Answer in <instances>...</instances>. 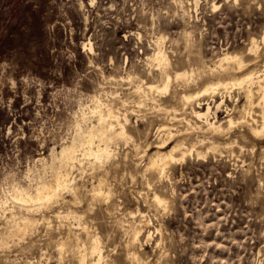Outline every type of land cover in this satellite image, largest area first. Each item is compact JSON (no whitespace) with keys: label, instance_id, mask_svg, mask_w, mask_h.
<instances>
[{"label":"rangeland","instance_id":"374dc122","mask_svg":"<svg viewBox=\"0 0 264 264\" xmlns=\"http://www.w3.org/2000/svg\"><path fill=\"white\" fill-rule=\"evenodd\" d=\"M263 37L264 0H0V264H82L94 235L102 264H264V130H249L262 121L258 94L246 105L244 90L233 88L192 106L210 107V123L232 119L223 137L203 133L205 120L180 103L206 86L263 74ZM159 39L171 80L165 94L144 95L143 86L162 85L151 60ZM227 53L243 64L224 74ZM185 71L193 77L174 79ZM163 108L176 109L179 121ZM109 109L127 117L129 140L111 142L97 162L83 158L100 146L93 139L65 169L63 150ZM162 125L216 150L185 155L159 181L144 168L176 145L158 149ZM55 171L70 172L76 196L60 192L35 208L13 201L17 189L33 196L54 184ZM69 212L80 218H62ZM86 254L83 264L97 263Z\"/></svg>","mask_w":264,"mask_h":264},{"label":"bare ground","instance_id":"6f19581e","mask_svg":"<svg viewBox=\"0 0 264 264\" xmlns=\"http://www.w3.org/2000/svg\"><path fill=\"white\" fill-rule=\"evenodd\" d=\"M263 39H264V37H263ZM160 40L161 39H159L157 41L156 50H155L154 54L152 55L151 60L156 62L157 66L159 67L157 69H160L162 85L161 86H154V85H145V86H143L144 89H143L142 92L144 93V95H147V94L151 93L154 90L159 92V93H164L165 94V92L168 90V87H169V82L171 80V77L168 75L167 69H168V67L170 65V62H169V59L167 58L165 52L161 48ZM254 49H255V44L253 42L252 43V47L250 48L249 51H254ZM224 63L227 64V66L225 68L222 66ZM242 64H243V62H242L240 57L231 56V55H228V53L225 54L219 60V66H220V68H223V70H222L223 73L225 71L227 72L228 70L231 71V69L235 68V67L239 68L240 66H242ZM261 72H263V70ZM226 75H228V74L226 73ZM192 77H193V72L188 73L186 71L185 72L175 73V75H174V79L175 80H184L185 81V80H187L189 78L191 79ZM229 78H230V76H229ZM254 80H256V81H254ZM233 88H239L240 90H244L245 99H246V105H250L252 103V101H251L252 95H254L255 93L258 94V98H259V103L258 104L261 103V109H262V111H261V119H262V121H261V124L259 126L258 125H254V124L253 125L249 124V130H250L251 133L257 134V136H259L260 134H258V133H260V132H262L264 130V72H263V74H259L258 72L255 71V72L249 73L248 75H246L241 80L237 78L235 80L232 79L231 82H222V83L218 82L216 84L206 86L203 89L199 90L198 92H196V93H194L192 95H190V94L188 96L184 95L180 99L181 111H183V113H185L187 111V109L191 108L190 111H192V114L197 118V120L198 119H204L205 120V127H206L205 131L201 127H197V128L195 127V129L200 131L199 133H202L204 131L203 133L209 132V134L212 135V136H216V137L217 136H221V137H223V135L227 133L228 128L231 127V125L234 123V121L232 119L227 120L224 124H219L217 121H215L214 123H212V122L210 123L208 121V117L210 116V107L207 108V112L206 113L196 112V111H194L193 108L195 107L194 104L196 105V102L199 101L200 99H202V97L204 95L210 94V96L212 97L214 94L215 95L216 94H220L222 96L220 98H223V95L229 93L230 90L233 89ZM222 104H223V102L221 104L217 105V108L215 107V109H217V111H218ZM192 106H194V107H192ZM197 107H199V106L197 105ZM162 110H165L167 113L172 114V117L170 119H177L178 120V118H177V116L175 114L176 111H177L176 109L172 108L169 111V110L163 108ZM119 115L120 114L118 112H116V111L113 112V110H111V109H109L107 111L106 117H104L103 115H98L97 126L91 128V130L89 131L87 136H82V137L77 136L73 140L72 145L70 147L65 148L63 150L62 154L64 155V158H65V162H64L65 169L70 168L72 165H74V163L77 162V154L79 153L77 151V149L79 147H81V146H84V145H89V147L92 146L94 144L93 143V139L94 140L97 139V141L100 143V146L97 147V151H95V152H93L92 147H91V149L89 148L90 150L88 152H86L87 153L86 155H83V158H84V156H87L86 158L93 157L97 162L98 161L100 162L105 157H106V159L108 158V156H109V144L111 142H115V141H125V142H127L129 140V136H128L127 130H126V127H127L126 124H127L128 120H127V117L124 115L123 116V121H120ZM107 118L110 119V120L108 121ZM186 118H187V115H186ZM181 120H186V119L184 118V119H181ZM214 120H215V118H214ZM253 121L255 122L254 119H252V122ZM196 123H198V122H196ZM223 125H226V127H223ZM226 128H227V130H226ZM190 129H192V128H190ZM157 132H158V137H157L158 143H157V146H158L159 150L166 149L173 140H176V145L174 147L172 146L173 148L171 150H169L167 153L156 152L155 154H152L149 157H147L148 158V161H147L148 163L146 164L147 166H146V168H144L146 170H144V171H146V172L150 171L151 173H153L156 176V178L159 181L164 178V176L166 174V169H168V166L173 164V163H176L178 161H181L185 157V155H187V154L191 155V154L195 153L196 156L201 157L202 153H200L198 151V149L201 148V147L204 148L207 153H208V151L211 152V151H215L216 150V147H215L214 143H209L208 144L206 142L207 143L206 144L204 141L198 140V138L194 139V140H190L189 136L191 135V132H189V131H185L184 132V131L173 130L169 126L162 125V126L159 127ZM156 135H157V133H156ZM205 138H206V136H205ZM218 139L221 140L220 137ZM134 149L137 150V147L134 148ZM146 150H147V148H146ZM146 150L143 152L144 154L142 156H146L147 155L146 154ZM134 153L138 154V152H134ZM82 164H81V166H82ZM53 170H55V169H53ZM70 172H68V173H70ZM68 173H66V174L57 173V176L55 175V183L54 184H52V185L43 184L42 186L37 187L36 190H35V194L33 196L29 195V193H27L26 191H21V190L17 189L16 190L17 196L15 195L16 192H14V196H16V197L15 198L13 197L12 199H13V201L15 203L17 202L20 205H22L23 207L26 206L27 204H33V206L35 208L38 204L39 205L43 204L44 206L48 205L51 201H53L54 199H56L59 196L60 192L62 193L64 191H69L70 193L74 194L75 193V188H73V183L70 182V179H69L70 175L68 176ZM71 181H72V177H71ZM99 185H101V184H99ZM93 192H97L98 196H102L104 194L101 191V189H99L97 191L94 190ZM74 195L76 196V194H74ZM79 197H77V198H79ZM74 201H72V202H74ZM154 201L158 205H163L164 204V201L158 195H154ZM66 202H67V200H66ZM20 205H18V206H20ZM30 206L28 205L29 208H30ZM42 206H40V207H42ZM26 207H25V209H26ZM160 207H162V206H160ZM31 208H32V206H31ZM71 212H69V214H65L66 216H64L62 214V216H64V217H62V216L61 217L65 218V219H69L70 215H72L75 220H78V218H80V216L73 215L74 213H71ZM61 217H59V219ZM20 223H23V221L22 222L20 221ZM29 223H31V221ZM25 225L28 226V224H25ZM17 226H19V224ZM23 228H24V226H23ZM59 228H60V226H59ZM83 228L85 229L86 227H83ZM19 230H21V229H19ZM84 232H85V230H84ZM138 236H139V231L135 228L133 230V242L138 240ZM89 241H90L89 242L90 243L89 248L85 249V251L82 249L84 251V253L82 255H80V257H79L80 262L82 264L84 263L85 257L88 255V254H86V251H89V254H91L92 256L94 255V256L98 257V260L95 259V260H97V263L95 262V264H102L104 258H103L102 254H101V250H100V247H99V244H98V238L94 235L91 238H89ZM60 247H61L60 249H64L66 247V242H62L60 244ZM133 263L139 264L136 260Z\"/></svg>","mask_w":264,"mask_h":264}]
</instances>
